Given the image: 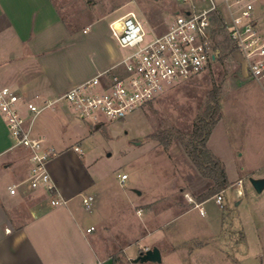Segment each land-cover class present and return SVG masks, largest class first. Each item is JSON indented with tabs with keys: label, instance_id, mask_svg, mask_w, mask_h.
Listing matches in <instances>:
<instances>
[{
	"label": "rangeland",
	"instance_id": "374dc122",
	"mask_svg": "<svg viewBox=\"0 0 264 264\" xmlns=\"http://www.w3.org/2000/svg\"><path fill=\"white\" fill-rule=\"evenodd\" d=\"M55 2L64 17L72 21L85 22L93 17L111 21L133 10L160 31L179 5L177 0ZM216 29L215 60L209 61L199 74L169 85L161 95L123 119L94 126L58 106L54 113L60 117L59 125H49L47 119L53 112L44 110L36 117L33 128L45 131L54 144L63 143L70 149L79 142L83 150L81 160L90 175L113 181L114 191L122 197L126 192L131 195L129 210L125 209L124 200H120L121 212L115 219L120 224L123 219L134 221L131 225L138 227L148 218L151 196L158 204L160 195L167 194L172 204L186 201L193 206L185 194L195 202H202V196L214 188V181L191 160L187 144L197 142L193 132L196 125L207 124L219 114L214 146L231 181L206 198L210 199L202 204L203 216L195 211L190 215L196 228L204 229L207 224L211 232L222 221V230L206 241L207 247L200 249L199 244L204 241H195L188 254L166 256L164 262L264 264V189L257 192L250 182V178L264 177V92L262 85L249 76L241 55ZM120 51L124 52L121 48ZM261 81L264 82V77ZM9 135L12 138L10 132ZM122 173L128 178L119 184ZM217 194L222 195L223 206L215 202ZM184 217L171 220L169 225H181Z\"/></svg>",
	"mask_w": 264,
	"mask_h": 264
},
{
	"label": "crops",
	"instance_id": "0c3cea01",
	"mask_svg": "<svg viewBox=\"0 0 264 264\" xmlns=\"http://www.w3.org/2000/svg\"><path fill=\"white\" fill-rule=\"evenodd\" d=\"M257 6L263 8L264 0ZM120 55L104 17L72 21L64 17L55 0H0V84L16 89L22 100L51 98L110 67ZM257 81L264 92V82ZM55 110L47 119L49 125L61 122ZM219 119L207 139V147L218 158L214 145ZM33 133L56 149L48 170L57 196L66 202L52 205L47 191L29 188L27 154L12 148L0 113V264H181V260L166 263L164 257L188 254L195 241H204L199 244L203 249L209 238L221 232L222 221L211 232L207 224L196 228L190 212L203 216L198 208L186 201L172 204L167 194L160 195V204L153 196L148 199V218L138 227L128 219L120 224L115 219L121 212L120 200L129 210L131 195L126 192L122 197L114 191L113 181L90 175L82 155L74 150L76 145L81 147L79 142L70 149L54 144L45 131L33 128ZM12 185L15 194L8 191ZM83 195L93 196L91 210L82 204ZM183 216L181 225H169ZM153 246L160 251L159 263L134 261L143 249Z\"/></svg>",
	"mask_w": 264,
	"mask_h": 264
},
{
	"label": "built area",
	"instance_id": "2783aa9c",
	"mask_svg": "<svg viewBox=\"0 0 264 264\" xmlns=\"http://www.w3.org/2000/svg\"><path fill=\"white\" fill-rule=\"evenodd\" d=\"M258 1L178 0V8L161 31L128 10L109 21L112 38L124 50L110 67L38 102L22 100L16 89L0 84V113L13 138L12 148L27 154L29 188L47 191L52 205L66 202L57 196L48 170L56 149L33 133L34 120L41 112L62 106L93 124L121 120L161 95L169 85L199 74L215 60L217 24L241 55L249 76L256 80L264 77V9L257 6ZM74 150L83 153L78 145ZM126 177V173L120 175L122 181ZM8 191L15 194L16 186H9ZM185 198L204 214L201 202L188 194ZM214 200L223 206L221 194ZM92 201V195L82 196L85 209L91 210Z\"/></svg>",
	"mask_w": 264,
	"mask_h": 264
},
{
	"label": "trees",
	"instance_id": "16d2710c",
	"mask_svg": "<svg viewBox=\"0 0 264 264\" xmlns=\"http://www.w3.org/2000/svg\"><path fill=\"white\" fill-rule=\"evenodd\" d=\"M216 31H220V33L223 35L224 41L230 43L227 35L221 30L220 27H218ZM219 117L220 115L218 114L207 124L200 123L199 125H196L193 132L196 136L197 142L193 143V141H190L187 144V153L193 163L198 167L202 174L214 181V188L206 192L202 196L201 200H205L207 197H209V195L224 189L230 184L227 179L222 161L217 156H215L206 145V141L212 130V127Z\"/></svg>",
	"mask_w": 264,
	"mask_h": 264
},
{
	"label": "water",
	"instance_id": "95a60500",
	"mask_svg": "<svg viewBox=\"0 0 264 264\" xmlns=\"http://www.w3.org/2000/svg\"><path fill=\"white\" fill-rule=\"evenodd\" d=\"M214 58V54L211 55ZM250 182L257 192H261L264 189V177L262 178H250ZM135 262H154L159 263L161 261L160 251L156 246L147 248L141 251L134 259Z\"/></svg>",
	"mask_w": 264,
	"mask_h": 264
}]
</instances>
